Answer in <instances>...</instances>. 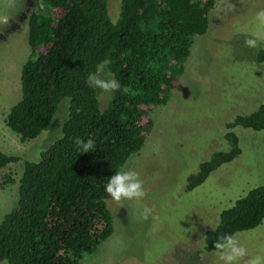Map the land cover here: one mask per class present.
<instances>
[{
	"label": "trees",
	"instance_id": "1",
	"mask_svg": "<svg viewBox=\"0 0 264 264\" xmlns=\"http://www.w3.org/2000/svg\"><path fill=\"white\" fill-rule=\"evenodd\" d=\"M41 0L28 18L31 57L21 74V100L5 124L20 141L39 138L64 100L62 136L37 162L26 161L16 206L0 222V262L81 264L114 233L108 201L123 188L120 171L145 146L150 112L165 106L185 72L194 38L207 34L217 0ZM257 59L264 64V49ZM105 66L116 82L102 110L91 78ZM226 148L201 163L187 191L202 186L242 154L239 130L264 133V105L228 126ZM239 129V130H238ZM21 158L0 151V169ZM8 182L11 181L8 178ZM264 223V186L220 214L204 239L218 253Z\"/></svg>",
	"mask_w": 264,
	"mask_h": 264
},
{
	"label": "rangeland",
	"instance_id": "2",
	"mask_svg": "<svg viewBox=\"0 0 264 264\" xmlns=\"http://www.w3.org/2000/svg\"><path fill=\"white\" fill-rule=\"evenodd\" d=\"M40 1L0 0V151L21 158L0 169V222L17 204L24 162L39 161L61 138L68 117L64 100L51 126L27 143L5 124L21 100L22 68L31 57L28 18L38 9L47 14ZM118 11L119 0H111V16ZM209 18L168 103L151 110L153 128L144 148L120 171L123 188L108 201L113 235L81 264H264V223L236 235L218 253L203 246L224 210L264 186L263 132L238 129L242 154L187 191L200 164L225 150L229 124L264 105V64L257 59L264 49V0H217ZM91 83L105 110L114 77L103 66Z\"/></svg>",
	"mask_w": 264,
	"mask_h": 264
}]
</instances>
